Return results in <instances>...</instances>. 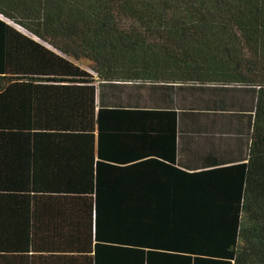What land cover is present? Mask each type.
I'll return each mask as SVG.
<instances>
[{"label": "trees", "instance_id": "obj_1", "mask_svg": "<svg viewBox=\"0 0 264 264\" xmlns=\"http://www.w3.org/2000/svg\"><path fill=\"white\" fill-rule=\"evenodd\" d=\"M152 86L251 95L243 158L183 166ZM0 264H264V0H0Z\"/></svg>", "mask_w": 264, "mask_h": 264}, {"label": "crops", "instance_id": "obj_2", "mask_svg": "<svg viewBox=\"0 0 264 264\" xmlns=\"http://www.w3.org/2000/svg\"><path fill=\"white\" fill-rule=\"evenodd\" d=\"M125 94L126 97H117L114 107L177 113V155L186 168L208 167L223 159H228L224 162L240 161L245 155L248 123L241 115L252 107V96L248 93L152 86ZM224 134L226 138H221Z\"/></svg>", "mask_w": 264, "mask_h": 264}, {"label": "rangeland", "instance_id": "obj_3", "mask_svg": "<svg viewBox=\"0 0 264 264\" xmlns=\"http://www.w3.org/2000/svg\"><path fill=\"white\" fill-rule=\"evenodd\" d=\"M84 62H86V61H84ZM85 65V64H84Z\"/></svg>", "mask_w": 264, "mask_h": 264}]
</instances>
